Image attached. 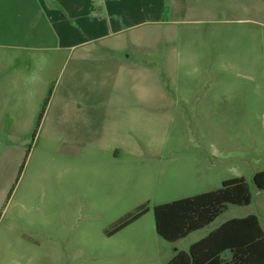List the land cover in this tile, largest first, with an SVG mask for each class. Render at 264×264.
Here are the masks:
<instances>
[{
  "label": "rangeland",
  "instance_id": "obj_1",
  "mask_svg": "<svg viewBox=\"0 0 264 264\" xmlns=\"http://www.w3.org/2000/svg\"><path fill=\"white\" fill-rule=\"evenodd\" d=\"M195 18L201 21L167 26L165 36L150 26L144 46L156 51L133 53L143 69L116 92L176 96L165 117H134L141 144L164 140L161 157L112 162L98 152L70 154L64 132L42 130L45 108L30 128L0 134V264H166L231 219L255 215L264 230V191L253 182L264 172V0H227ZM196 161L217 169L182 168ZM233 179L247 182L250 205H229L178 244L157 234L156 206ZM144 205L145 215L108 235Z\"/></svg>",
  "mask_w": 264,
  "mask_h": 264
},
{
  "label": "crops",
  "instance_id": "obj_2",
  "mask_svg": "<svg viewBox=\"0 0 264 264\" xmlns=\"http://www.w3.org/2000/svg\"><path fill=\"white\" fill-rule=\"evenodd\" d=\"M226 1L0 0V134L30 128L45 108L42 130L64 132L70 154L98 152L112 162L161 157L164 140L141 144L134 135V117L163 118L178 99L164 90L118 94L117 89L143 69L133 63V53L156 51L144 46L150 26L165 36L167 26L199 22L191 17H202L209 5ZM203 164L206 172L217 169L213 161L182 168L195 173ZM218 227L206 230L189 249ZM178 252L186 251L176 250L166 264Z\"/></svg>",
  "mask_w": 264,
  "mask_h": 264
},
{
  "label": "trees",
  "instance_id": "obj_3",
  "mask_svg": "<svg viewBox=\"0 0 264 264\" xmlns=\"http://www.w3.org/2000/svg\"><path fill=\"white\" fill-rule=\"evenodd\" d=\"M253 182L264 191V172L256 174ZM251 202L244 179L227 180L219 190L156 206V231L165 241L176 243L210 226L229 205L248 206ZM148 211L144 205L136 214L120 220L108 235H115ZM227 252L230 259L222 257ZM168 264H264V230L255 215L231 219L191 245L188 252H178Z\"/></svg>",
  "mask_w": 264,
  "mask_h": 264
}]
</instances>
